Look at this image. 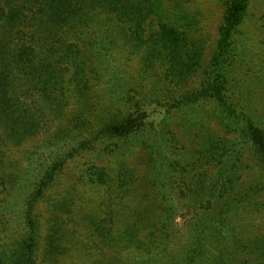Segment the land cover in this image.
Listing matches in <instances>:
<instances>
[{
  "label": "trees",
  "instance_id": "trees-1",
  "mask_svg": "<svg viewBox=\"0 0 264 264\" xmlns=\"http://www.w3.org/2000/svg\"><path fill=\"white\" fill-rule=\"evenodd\" d=\"M251 2L0 0V264H264Z\"/></svg>",
  "mask_w": 264,
  "mask_h": 264
},
{
  "label": "rangeland",
  "instance_id": "rangeland-1",
  "mask_svg": "<svg viewBox=\"0 0 264 264\" xmlns=\"http://www.w3.org/2000/svg\"><path fill=\"white\" fill-rule=\"evenodd\" d=\"M197 3L206 13V16L208 18L209 28L207 32L210 37V41L208 44L207 53L204 57L205 64H208L216 44V28L221 15V9L218 0H197ZM263 11L264 0H252L250 8L248 10L246 21L244 22V27L242 28L244 38L239 35L240 42L242 43V45H244L245 49L253 52L252 56H254V53L256 51L261 52V43L263 42V38L260 34L258 22L263 14ZM258 58L260 57H256L255 59L250 58L249 61L255 62L258 61Z\"/></svg>",
  "mask_w": 264,
  "mask_h": 264
}]
</instances>
